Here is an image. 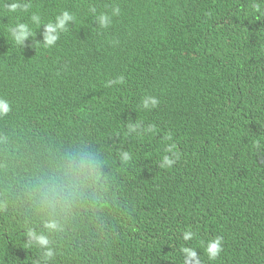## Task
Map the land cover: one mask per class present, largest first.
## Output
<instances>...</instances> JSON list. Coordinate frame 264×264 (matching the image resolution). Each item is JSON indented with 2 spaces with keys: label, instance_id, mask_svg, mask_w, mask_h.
Wrapping results in <instances>:
<instances>
[{
  "label": "trees",
  "instance_id": "16d2710c",
  "mask_svg": "<svg viewBox=\"0 0 264 264\" xmlns=\"http://www.w3.org/2000/svg\"><path fill=\"white\" fill-rule=\"evenodd\" d=\"M234 2L22 0L0 25L12 105L0 116V264H264V0H239L253 29L232 35L212 16ZM65 10L75 19L46 47L44 25ZM16 23L32 30L22 45L7 32ZM13 74L35 79L30 104L8 89ZM145 96L159 104L144 109ZM170 144L179 159L162 168ZM46 164L61 175L41 182Z\"/></svg>",
  "mask_w": 264,
  "mask_h": 264
},
{
  "label": "clouds",
  "instance_id": "9594fccd",
  "mask_svg": "<svg viewBox=\"0 0 264 264\" xmlns=\"http://www.w3.org/2000/svg\"><path fill=\"white\" fill-rule=\"evenodd\" d=\"M202 5L210 8L211 6L206 4V0H201ZM22 0H12V2L5 6L2 14L0 15V25L12 20L17 14L18 10L21 7ZM170 9H174L176 6L183 5L182 0H167ZM216 9L220 10V14L212 16L215 19L214 25L219 29L225 28L228 32L232 35L237 33L239 27L243 26L246 29H253L250 23H243V11L242 7L239 3V0H235V2L229 6H224L220 4L219 7ZM259 11V8H256ZM192 11H195L192 5ZM191 11V12H192ZM120 9L118 7H114L112 10L111 16L107 13H100L97 15L96 20L98 21L99 27L106 29L110 26L112 22V16L119 15ZM75 18L73 14L69 11L65 10L60 15H58L54 22H49L44 25L45 32H44V45L52 46L59 40L60 33L67 30V25L69 21H73ZM31 20L36 25L40 24V17L38 15H33ZM220 31V30H219ZM7 32L11 33L10 37L17 45H22L24 40L29 36L32 35V30L29 28L27 23H16L14 26H9L7 28ZM243 40V39H240ZM239 40V41H240ZM38 43L40 41L38 40ZM113 83L121 84L123 83V77H117L114 81H108L107 86H111ZM7 86L8 89L12 88H20L24 91V100L25 102L29 103L32 100V96L34 93V86H35V79L25 75V74H13L7 75ZM159 104V100L153 96H145L142 101V107L144 109H151L155 108ZM12 110L11 102L8 98L2 99L0 98V116L7 115V113ZM128 120L122 123L118 131L123 129ZM139 128V125H130L129 132H134ZM144 131L152 132L154 128L149 127L144 129ZM166 139H171L170 136L166 137ZM175 144H170L166 146L165 153H171V156L165 154L162 157L160 167L162 168H169L171 167L176 159H179V153L175 151ZM122 159L124 162H128L131 160V156L128 152L122 153ZM61 175L54 167L49 164L43 166V180H48L51 178H58ZM46 228L54 229L56 228V224L54 222L49 223L46 225ZM29 236H33L28 234ZM194 236V233L191 230L185 231L183 233L184 240H190ZM35 240L37 239L38 243L47 248L49 244V239L46 235L40 234L34 236ZM203 244V242H201ZM205 251L208 256L209 261H215L223 251V237L216 236L213 239L209 240L206 245H204ZM181 251L185 254L186 258L191 257L195 258L197 253L195 249L182 247ZM53 255L52 250L48 249L47 256L51 257Z\"/></svg>",
  "mask_w": 264,
  "mask_h": 264
}]
</instances>
